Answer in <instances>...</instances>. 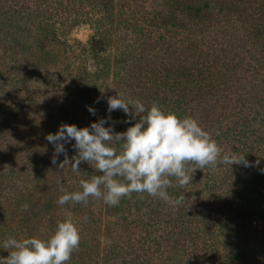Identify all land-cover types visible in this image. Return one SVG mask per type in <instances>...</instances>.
I'll use <instances>...</instances> for the list:
<instances>
[{"label":"trees","instance_id":"obj_1","mask_svg":"<svg viewBox=\"0 0 264 264\" xmlns=\"http://www.w3.org/2000/svg\"><path fill=\"white\" fill-rule=\"evenodd\" d=\"M80 24L92 27L86 44L61 38ZM88 54L105 65L90 72ZM124 57L131 64L121 68ZM69 58L80 61L69 72L78 70L83 96L94 92L95 113L116 95L155 103L194 118L222 153L249 166L197 168L183 187L173 179L168 202L134 192L112 207L93 197L58 205L61 184L78 191L80 179L102 174L87 162L79 173L60 168L63 154L52 163L46 136L61 124L81 128L58 100L71 91V78H61ZM32 73L56 77L52 100L29 90ZM121 113L91 118L124 132ZM74 143L64 145L69 159ZM68 214L81 240L67 264H264V0H0V257L7 237L47 239Z\"/></svg>","mask_w":264,"mask_h":264},{"label":"clouds","instance_id":"obj_2","mask_svg":"<svg viewBox=\"0 0 264 264\" xmlns=\"http://www.w3.org/2000/svg\"><path fill=\"white\" fill-rule=\"evenodd\" d=\"M107 105L109 113L122 110L129 117L126 123L136 116L139 120L124 132L104 127L106 120L100 119L90 127L61 124L55 134L46 136L54 146L53 164L63 154L60 168L67 166L79 173L81 162H87L102 173L90 180L80 179L78 191L68 192L61 184L59 191L63 194L58 197V205L87 203L93 197L112 207L134 192L168 202L171 197L167 189L173 186V179L183 187L192 180L189 172L197 168H214L219 163L249 166L244 155L222 153L216 141L190 116L180 118L155 103L146 108L139 100L126 102L118 95L108 97ZM88 111L96 114L90 107ZM73 140L76 155L69 159L64 145ZM190 164L197 167L190 169ZM80 240L79 229L68 214L57 221L47 239L7 237L3 249L8 256L0 257V264H67Z\"/></svg>","mask_w":264,"mask_h":264},{"label":"rangeland","instance_id":"obj_3","mask_svg":"<svg viewBox=\"0 0 264 264\" xmlns=\"http://www.w3.org/2000/svg\"><path fill=\"white\" fill-rule=\"evenodd\" d=\"M91 36H93L92 27L89 26V25H87V24H80V25L74 27L68 33H61V38L64 41H68V43L70 45H72V46H74L75 42H78V43H80L82 45L86 44L90 40ZM82 58L86 62V67L87 68L89 67L90 72H93V70L96 67H99L100 68V67H103V65H105V62H102V59H105V57H103V56L102 57H98V56H94L93 54H88V55H85ZM62 64L63 65H66V66H69V69L68 70H65L64 69L65 66L61 68V78L62 79H66V82H67L66 84H70L68 78H71V80H72V76H73L74 73H76V70L77 69L74 70V71H72L71 72L72 74L69 72V70L72 69V68H76V66L78 64H80V61L78 59H76V58H69L68 62L67 61H64ZM130 64H131V62L129 61V58L128 57H124L123 59H121L117 63V66H119L121 68H125V66H128ZM110 73H111V70H110ZM10 77L8 79H10ZM6 78L7 77H5V79ZM102 78H106V81L107 80L109 81V78L110 77H109V75L108 76L107 75H103ZM29 79L32 81V85L30 84V89L29 90H31L33 88V86L36 87L34 91H36L38 93L37 99L44 98V95L42 93L44 91V89H45L46 92H48V95H49L48 100H52L53 99V96L56 95L55 93L54 94H51V92H50V91L55 92V91L58 90V88H57L58 82H57V80H55L56 77H54V79L53 78L49 79L50 81H48L47 78L45 80H42V79H39L36 76L35 73H32V77H30ZM14 81H16V80L14 79ZM71 83H72V85L71 84L70 85L72 87H71V91H69L70 94H65L64 91H62L61 93H63L62 94V97L63 98H60L58 100L66 99L67 101L65 102V107H68V109H70L69 110L70 115H72L73 117H77L76 120L80 122V126L81 127H90V124L91 123H94V122L97 121V120H94L96 118H91L93 116L88 111V108L89 107L92 108V105L90 103H87V101L96 103L95 100H94V98H93L94 92L91 91L92 93L89 96H85V94L83 96L82 92L79 91L76 88V84L77 83L73 82V80H72ZM98 92H99V94H98L99 96H101V95H104L105 96L107 94V92L105 91V88L104 87L100 88ZM27 97H28V95H27ZM83 98H86V101ZM70 100H73L76 103L74 105H72L71 102H70ZM99 100H101V98H99ZM58 104L52 105V106H55V107H52L54 111H55L56 107L58 106ZM152 104L153 103H148V104H144V105H145V107H150ZM103 109H104L103 112H96L97 115L102 114L104 117H109L110 116V113L107 110L108 108L105 110V107H104ZM35 110H37L36 115H39L40 112H39V107L38 106H36ZM132 111L133 110L130 108V112H132ZM114 112L115 111H112L111 113H114ZM118 116L120 118L126 116V121L129 120V117L125 113H121V115H118ZM88 120H90V122ZM134 120L135 119H132L129 123H126V125H128L126 127V129L128 127L132 126V124L135 123ZM105 124L107 125L108 123L106 122ZM43 129L44 130H47L48 127L47 126H44ZM9 163H10V160L4 161L5 167H8V166L11 167V165H9ZM252 224L254 226H256V227L261 226V222L258 219H253L252 220Z\"/></svg>","mask_w":264,"mask_h":264}]
</instances>
